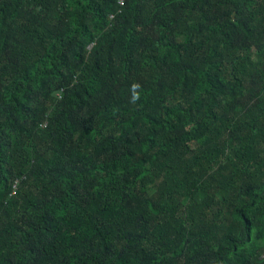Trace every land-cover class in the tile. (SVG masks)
<instances>
[{"label":"trees","instance_id":"trees-1","mask_svg":"<svg viewBox=\"0 0 264 264\" xmlns=\"http://www.w3.org/2000/svg\"><path fill=\"white\" fill-rule=\"evenodd\" d=\"M124 2L0 0V264H264V0Z\"/></svg>","mask_w":264,"mask_h":264},{"label":"built area","instance_id":"built-area-1","mask_svg":"<svg viewBox=\"0 0 264 264\" xmlns=\"http://www.w3.org/2000/svg\"><path fill=\"white\" fill-rule=\"evenodd\" d=\"M119 4H120L121 7H123L124 4H125L124 0H119ZM113 17H114V16H112V18H113Z\"/></svg>","mask_w":264,"mask_h":264}]
</instances>
